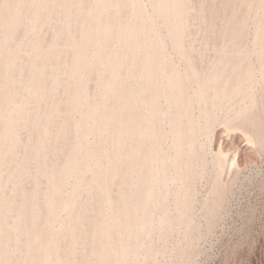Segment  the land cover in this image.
Wrapping results in <instances>:
<instances>
[{
	"label": "rangeland",
	"instance_id": "obj_1",
	"mask_svg": "<svg viewBox=\"0 0 264 264\" xmlns=\"http://www.w3.org/2000/svg\"><path fill=\"white\" fill-rule=\"evenodd\" d=\"M18 1L0 0V38L5 25L9 24L6 16ZM95 2L83 0L88 8H92ZM137 4L143 8L146 16L151 15V21L146 29L137 34L138 55L132 59L126 57L127 71L130 68L136 72L145 69L144 62L148 54H154L153 58L161 62L165 69L175 70L183 87L182 116L178 126L184 130L192 125L193 129L184 135L181 147L176 148L171 117L179 109L166 94L169 85L163 73L145 80L147 87L156 84L164 89L153 105L143 104L139 107V115L145 121L143 131H153V135L145 133L139 154L126 158L120 164V170L127 174L126 181L133 184L139 180L145 158L155 154L151 161L153 163H147L146 169L152 172L153 168L152 175L165 179L156 186L152 206L142 209L135 201L129 204L136 217L149 216V222L146 225H133L131 234L121 243L117 241V235L122 233L123 224L116 227L113 230L114 240L109 245L115 257L106 264H264V0H186L182 6L185 34L181 47L168 35L162 16L153 13V0H138ZM43 13L41 10L39 15L21 14L16 23L10 24L12 38L0 46V147L7 124L6 116L10 111L3 103L1 83L4 76L11 73L16 80L29 77L40 46H48L53 39H56L57 45H51L52 55L55 49L64 46L67 52L63 55V62L67 63L71 58L72 46L66 45L62 7L55 6L51 17L44 23L35 20ZM232 13L243 23L241 32L234 38L235 44L226 35L224 21ZM128 18V24L134 27L140 21L133 15ZM31 24L39 26L36 33L28 30ZM91 28H94L93 25L89 28L93 31ZM256 32L259 33V39H256ZM149 36L160 39L157 46L144 44ZM111 45L113 48L123 47L129 55L131 43H121L115 38ZM85 47L88 51H94L99 45L92 40ZM222 48L226 54L234 55L237 61H243L250 68L249 94L240 93L232 100L225 98L220 101L210 96L200 98L196 94L198 84L194 81L195 74L211 77L213 73L230 71L233 63H217ZM90 61V58L86 60L80 74L88 76L85 90L96 106L95 114L91 115L92 108L83 103L79 91L81 104L72 113L67 135L59 141L53 155L55 165L66 158L69 145L76 139L75 125L85 123L86 129L95 126L101 118L103 104L100 78L103 73L101 69H90ZM55 63V60L50 61L44 74L48 84L56 71ZM243 74L232 73L229 78L234 80ZM131 83L135 85L136 80L132 78ZM213 88L207 87V92L212 93ZM15 93L16 100L24 96L23 89H17ZM67 94L68 84L63 82L53 94L48 93L42 99H29L25 111L20 115L21 125L16 130L15 153L8 154L0 150V174L3 178L0 195L5 201L12 202L5 219L0 216V249L3 239L8 237L6 251L9 252L10 263L25 258L27 229L41 228V238L55 240L59 246L58 251L49 255L44 264H100L91 247L89 224L94 218L102 219L120 212L123 177L112 181L106 200L92 186L93 173L88 171L83 173L72 213L59 210L55 221L51 219L52 210L47 205L49 181L39 169L43 153H35L32 149L39 134L35 120L41 110L56 103L59 113L53 117L50 127L52 132H57L67 114ZM145 95L146 92L140 97ZM153 107L160 111V115L150 121ZM253 118L261 123V130L256 136L249 122ZM104 135L99 138L90 132L78 147L87 151L97 145ZM100 146L103 162L106 145L101 143ZM75 155L73 160L80 161V155ZM22 162L25 163V169L22 174H18L17 167ZM40 167L47 170L45 165ZM145 181L139 182V189L149 185L152 179L147 178ZM74 183L73 178L68 179L59 191V197H67ZM30 198H34V210L38 217L32 219V212L28 211L24 218H18L19 211ZM124 215L121 213L120 218ZM4 221L16 224L23 230L15 235L3 230ZM123 246L126 250H121ZM35 255L41 258L42 251L35 252Z\"/></svg>",
	"mask_w": 264,
	"mask_h": 264
},
{
	"label": "bare ground",
	"instance_id": "obj_2",
	"mask_svg": "<svg viewBox=\"0 0 264 264\" xmlns=\"http://www.w3.org/2000/svg\"><path fill=\"white\" fill-rule=\"evenodd\" d=\"M185 1L186 0H153V13L162 16L168 28V35L178 47L182 46L181 42L185 34V13L182 11V6ZM137 2L138 0H96L93 7L88 8L83 4V0H62L61 2H57L56 0H19L12 11L6 16L9 24H6V27L3 26L4 32L3 36L0 38V46L5 45L12 38L13 35L10 24L16 23L21 14H26L28 16L36 15L42 10L44 11L43 15L35 20L44 23L51 17V11L55 6L59 5L62 7V23H64V30L67 33L66 45L72 46L70 61L67 63L63 62V55L67 52V48L64 46L55 49V53L52 55V46L57 45L56 39H53L48 46L43 44L40 46L38 43L40 49L37 57L34 59L32 72L29 77L16 80L11 76V73H7L4 76L5 78L1 83L3 103L5 107L10 108V111L6 116L7 124L2 133V145L0 150H4L8 154L15 153L16 130L21 125L20 115L25 111L26 102L32 97L42 99L48 93L53 94L60 84L67 82V102L69 106L66 116L64 118L62 117L63 120L60 123L59 130L54 133L50 127L53 117L59 113L57 104L52 103L47 108L41 110L38 119L35 120V125L39 127V134L32 149L35 153L39 151L43 153V159L39 161V169L45 174V177L49 181L47 205L52 210L51 219H54V221L57 211L67 210L69 214H71L75 209L78 191L82 184L83 173L92 171L93 176L91 184L101 193L103 198L108 197V189L112 181L119 176L123 177L121 194L122 206L120 207V212L114 213L109 217H103L102 219L94 218L89 224L91 227V247L93 252L98 256L100 264H106L115 257L109 245L114 240L113 230L116 227L123 224L122 233L117 235V241L121 243L126 241L129 237L133 225H146L149 222V216L148 218L136 217L134 215L135 212L132 211L129 204L135 201L142 209L152 206L155 202L154 193L156 186H159L165 179V177L162 176L152 175L153 168L152 172L146 169L147 163L150 164V162L153 161L155 154L145 158L144 167L142 168L139 180L133 184L126 181L127 174L122 173L120 170V164L126 158L139 154L145 133L147 135H153V131H143L145 121H143L139 115V107L143 104L153 105L155 99L164 92V89L156 84H151V87H147L144 81L163 73L164 79L169 85L166 94L169 100L178 105L179 109H177L178 111L176 114H173L174 116L171 117V121L174 125L173 137L176 148L181 147L184 135L193 129L192 125L184 130L178 126L182 116L180 114V108L182 107L183 87L182 84L179 83L175 70L169 68L165 69L163 65H161V62H156V58H153L154 54H148L144 62L145 69L136 72L133 68H130L129 71H127L126 57L132 59L138 55L137 34L147 25H150L151 21V15L146 16L142 10L143 8L140 7ZM129 15H133L140 19L136 27L128 24ZM224 21L226 24V35L230 42L235 44L234 38L239 35L243 27L242 20L239 19L235 13H232L226 17ZM92 25L94 28H91L93 31H90L89 28ZM38 29L39 26L31 24L28 30L36 33ZM74 29L76 30L75 32ZM259 37V33L256 32V39H259ZM115 38H118L121 43H131L129 55L123 47H112L111 43ZM92 40L98 43L99 48L94 51H88L85 49V45ZM159 42L160 39L156 36H149L147 40L144 41V44L157 46ZM128 46L126 49H128ZM88 58L91 60V63H89L90 69H101L103 73L100 78L103 104L101 118L97 121L95 126L87 127L86 129L84 127L85 123L81 122L75 125L77 137L74 142L72 141V144L70 143L71 145L68 147L66 158L60 164L55 165L52 161L53 155H55L59 141L65 137L68 131L72 113L76 111L81 104L79 101V91H81L80 94L83 103L92 108L91 115L93 116L95 114L96 106L85 90L88 76L80 74V69ZM52 60L56 61V71L51 82L48 84V82L44 80V74ZM217 63L233 64L229 72L220 71L218 73H213L211 77H207V74H195L194 81L198 84V89L196 91L197 96L200 98H207L209 96L215 97L220 101L225 98L232 100L240 93L245 95L249 94L247 86L251 82V70L243 61H237L234 55L226 54L225 49L222 48L219 52ZM241 72L244 73L242 76L236 77L234 80L229 78L230 74ZM1 75L2 72L0 73V76ZM132 78L136 80L135 85L131 83ZM207 87H214L213 92L208 93ZM17 89L24 90V96L21 100H16L15 92ZM144 92H146V95L141 98L140 95ZM218 104L219 102L216 103V105ZM159 115L160 111L153 107L149 120L153 121L157 119ZM257 120L258 119L253 118L249 121L250 124L253 125V133L255 136L258 135L261 130V123L257 122ZM53 122H55V120ZM90 132L100 136L99 138H101L103 134L105 135L98 141L97 145L87 151H82L80 147H78L79 143ZM101 143L106 145L105 160L103 162L100 158L101 151H103L100 146ZM75 154L80 155V161L75 162V159L73 160V157H76ZM41 165L47 166V170H42L40 167ZM24 169L25 163L22 162L17 167V173L22 174ZM70 178L75 180L70 194L65 198L59 197V191ZM147 178H151L154 183L151 182L149 185L142 187L143 189H139L138 185ZM2 186L3 178L0 174V189ZM106 200L108 199L106 198ZM11 206L12 202L5 201L0 195V216L3 219H5L10 211ZM34 209V198H30L25 203L24 208L19 211L18 218H24L27 212L31 211L32 219H36L38 213ZM121 213L125 214L122 218H120ZM2 228L3 230L13 232L14 235L23 230V228L18 225L9 224L5 221ZM27 232L28 236L24 248L26 253L25 258L19 262L10 263L9 252L8 250L6 251V244L9 238L5 237L0 249V264H44L49 255L58 251L59 246L55 240L41 238V228H29ZM39 250L42 251L41 258H37L35 255V252ZM121 250H126V247L123 246ZM114 264L124 263L115 262Z\"/></svg>",
	"mask_w": 264,
	"mask_h": 264
}]
</instances>
